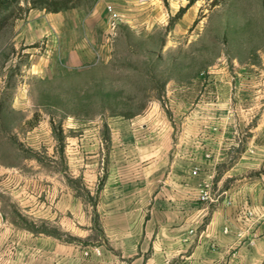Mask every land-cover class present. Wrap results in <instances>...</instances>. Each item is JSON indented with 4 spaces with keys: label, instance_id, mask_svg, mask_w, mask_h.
<instances>
[{
    "label": "rangeland",
    "instance_id": "374dc122",
    "mask_svg": "<svg viewBox=\"0 0 264 264\" xmlns=\"http://www.w3.org/2000/svg\"><path fill=\"white\" fill-rule=\"evenodd\" d=\"M189 2L133 0L105 36L107 59L80 65L59 30L91 8L0 16V264L24 234L95 248L101 218L126 215L128 193L108 188L128 171L114 152L149 122L189 134L194 110L222 91L237 137L264 120V0H196L177 19Z\"/></svg>",
    "mask_w": 264,
    "mask_h": 264
},
{
    "label": "crops",
    "instance_id": "0c3cea01",
    "mask_svg": "<svg viewBox=\"0 0 264 264\" xmlns=\"http://www.w3.org/2000/svg\"><path fill=\"white\" fill-rule=\"evenodd\" d=\"M110 4L119 13L134 7L133 0H94L78 25L71 19L59 30L69 64L91 62L95 51L107 57ZM217 96L194 110L189 134L173 138L151 121L143 136L118 147L114 155L128 171L108 188L128 193L126 215L101 218L109 226L95 248L24 234L31 242L18 244L5 264H264V120L237 137L229 94ZM205 185L209 201L200 200Z\"/></svg>",
    "mask_w": 264,
    "mask_h": 264
},
{
    "label": "trees",
    "instance_id": "16d2710c",
    "mask_svg": "<svg viewBox=\"0 0 264 264\" xmlns=\"http://www.w3.org/2000/svg\"><path fill=\"white\" fill-rule=\"evenodd\" d=\"M196 2V0H190L189 4L180 9L176 18L180 19L186 10ZM94 5V0H29L26 8L21 6V0H0V16L5 14V18H9L15 15L18 10L29 13L31 10L38 9L47 11L50 13H60L63 11L73 9H90ZM4 23V20H0V25Z\"/></svg>",
    "mask_w": 264,
    "mask_h": 264
},
{
    "label": "built area",
    "instance_id": "2783aa9c",
    "mask_svg": "<svg viewBox=\"0 0 264 264\" xmlns=\"http://www.w3.org/2000/svg\"><path fill=\"white\" fill-rule=\"evenodd\" d=\"M108 14V30L110 36H113L117 30L120 21V13L117 11L114 5L110 4L106 7ZM212 199L210 185H205L200 192L201 201H209Z\"/></svg>",
    "mask_w": 264,
    "mask_h": 264
}]
</instances>
